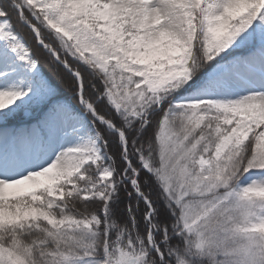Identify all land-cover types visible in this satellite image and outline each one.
<instances>
[{"label":"snow or ice","instance_id":"1","mask_svg":"<svg viewBox=\"0 0 264 264\" xmlns=\"http://www.w3.org/2000/svg\"><path fill=\"white\" fill-rule=\"evenodd\" d=\"M0 264H264V0H0Z\"/></svg>","mask_w":264,"mask_h":264}]
</instances>
